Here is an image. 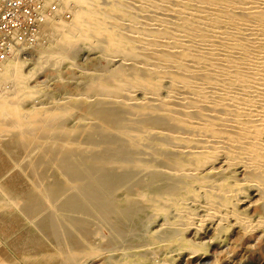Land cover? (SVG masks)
I'll use <instances>...</instances> for the list:
<instances>
[{
  "label": "bare ground",
  "instance_id": "obj_1",
  "mask_svg": "<svg viewBox=\"0 0 264 264\" xmlns=\"http://www.w3.org/2000/svg\"><path fill=\"white\" fill-rule=\"evenodd\" d=\"M58 1L61 2L58 12L66 8L71 11L72 17L66 20L56 15L44 21L39 38L45 37L46 43L40 46L41 49H36L41 60L37 66L48 61L54 76L59 80H67L77 66L75 54L67 53L73 44L78 45L75 49H97L101 54L117 56L120 62H124V59L141 54L135 53L136 43L143 50V71L137 73L132 69L124 77L121 75V79L126 81L121 97L126 100L131 92L139 88L146 99L138 103L140 109H130L132 113L144 111L142 113L146 114L150 105H147V101H156L161 81L167 78L169 89L165 88L166 98L158 103L161 105L158 106L161 108L160 114L172 119L174 124H178L176 127L180 126V130H185L183 133L175 132L172 137L175 143L163 148L166 151L173 147L179 149V157L171 160L173 171L170 173L189 171V185L183 184L175 194H158L157 198L153 197L154 194L137 193L134 196L133 193L132 196L127 192H119L110 198L116 204L128 203L135 213L140 207L150 210L154 215L171 209L178 215H184L186 224L193 217L194 210L201 208L207 217L224 227L235 224L245 232L250 228L264 230V0H107L111 1L108 4L103 2L105 0ZM135 2L139 3L137 6L140 9L146 10L143 21L136 18L138 15L133 8ZM122 23L129 32L121 31ZM16 57L6 59L0 67V82H12L11 92L0 95V138L9 136L20 146L22 143L26 146L48 145L53 151L65 147L67 142L54 141L58 132L67 139L74 130L72 124H65L64 121L81 115L85 105L104 97L107 99L105 95L111 96L113 87L120 84L112 83L110 78L115 76L112 73V76L105 74L95 80L90 74L87 76L82 72V79H89L88 83L84 81L88 92L67 95L61 103L53 104L47 100L49 106H37L29 99L38 91L26 83L33 72L24 73V62ZM128 65L133 66L130 63ZM57 79L54 80L59 81ZM174 105L188 109L193 107L196 109V118L175 117L172 115ZM176 111L181 113V110ZM156 114L159 115V112ZM173 126L171 129L175 128ZM148 127H145L148 133L155 131V127ZM119 133L127 139L128 145L143 134L136 135L133 132L134 135L131 130H119ZM153 144L158 148L161 145L156 142ZM81 146L73 145V148L77 151ZM4 150L5 147L0 145V151ZM218 158L223 159L222 175L213 186L205 174L214 167L212 165ZM16 164L14 161H0V233L5 239L10 238L7 243L26 264L150 262L144 254L135 253L132 258H128L126 256L133 254L123 256L120 253L105 263L99 248L81 237L62 240L51 235L53 233L49 232L48 227L57 217L52 213L45 214L50 210L48 198L60 193L62 184L67 183L66 176L58 172L55 161L49 162L50 171L56 177L52 183L47 182L46 173L38 175L36 179L33 173L31 176L21 172ZM11 169L16 172L7 174ZM238 169L241 172H237ZM243 183L254 186L256 197L237 191ZM68 185L71 188L74 183ZM187 201L188 206L184 207ZM241 203L250 208L248 212L238 208ZM71 204L69 201L64 209L75 208ZM210 233L208 240L211 242L221 237L218 231L212 230ZM148 242L150 250H154L157 255L167 246L166 241L151 236ZM181 247L189 254L205 255V250L186 242H182ZM0 264L7 262L0 260Z\"/></svg>",
  "mask_w": 264,
  "mask_h": 264
},
{
  "label": "rangeland",
  "instance_id": "obj_2",
  "mask_svg": "<svg viewBox=\"0 0 264 264\" xmlns=\"http://www.w3.org/2000/svg\"><path fill=\"white\" fill-rule=\"evenodd\" d=\"M57 2H59V5L61 4L60 1L57 0ZM103 2L108 4L111 1L107 2V0H105ZM137 2L133 3L134 5L132 4L135 10L133 11L138 15L136 18L139 21H143L145 19L143 17L146 15V10L145 8L140 9L137 6V4H139ZM65 9L66 8L62 11ZM65 11L68 12V16L65 17L62 14L60 16L66 20L71 19V11ZM60 16L58 15V18ZM170 19H172L171 16ZM124 25V23L121 24V26H123L121 31L124 33H127V31L129 32L128 28ZM91 38H93V36H91ZM45 43V37H40L36 43L30 47L24 48L19 56L16 57L19 61L24 62L22 65L24 73H34H32V76L28 78L26 83L35 88L38 92L30 97L29 102L35 103L37 106L43 105L45 107L47 105L49 106L50 104H48V102L51 101L53 104L58 102L61 103L64 99L63 97L67 95L88 92V86H86V84L89 79H82V72H84V74L86 73L87 76L90 74L89 76L95 80L105 74H109L108 76L115 75L110 78L112 83H120L113 87L114 93H111V96L110 94L105 95L107 99L104 97L102 100L90 103L91 105H85L81 115L78 114L76 117L72 116L64 121L65 124H72L75 128L68 134L67 139L61 132H58L54 136V141L57 142L62 140L68 143L65 147L57 151H53L48 145L38 146L31 144L32 148H30L31 146H29V144L26 146L27 144L23 143L22 145L24 147L21 145L22 149L17 142H14L13 139H9V136L4 137V139L0 138V145L6 149L3 152L0 151V161H14L17 163V166L15 165L16 168L20 169L24 174L32 176L33 173V177L36 176V179L38 175L46 173L48 176H45L46 180L48 179L47 182L49 181L50 183L53 181L55 182L56 177L55 174L50 171L51 163L49 164V162L55 161V164L58 165V172L64 175V177L66 176L67 183L65 182V185L62 184L61 191H59L62 193H58L53 197L50 194L51 196H49V198L47 197L48 202L50 201L51 211L47 209L48 211H46L45 214L52 213L57 217V220L51 221L48 227L49 232L53 233L51 235L58 236L57 238H61L62 240L81 237L84 241L94 244L99 248L101 253H103V261L105 263H108L109 260L114 259L120 253V255L123 256L132 253V256H126L128 258H132L135 253H140L149 257L150 262L148 264H264L263 229L250 228L245 232L241 226L235 224L224 227L221 223L207 217L201 208L194 210L193 217L189 220L190 222L186 224V217L182 214L178 215L176 211L171 209H165L157 215H154L150 210H146L139 206L140 208L138 207L139 209L135 213L128 203H115L113 198L119 194V192L131 193L132 196L134 194V196H136L137 193H149L154 194L155 196L153 195V197L157 198L158 194H175L176 191L180 190L177 188H181L183 184L185 185L188 183L187 185H189L191 181V173L189 171H184L185 173L182 172V174L170 173L173 171V167H170L172 164L171 160L174 157H179V149L173 147L166 151L165 148H163L164 146L173 145V143H175L172 138L176 134L175 132H185L184 129L181 128L180 130L178 128L180 126L176 127L178 124H174L172 119H167L160 114L159 109L161 108L158 106L161 105L158 103L166 98V89H169L168 79L164 78V80L161 81V88H159L156 95V101L155 99L153 101L152 99H150L151 101H147V105L150 104L148 106V114L142 113L144 111H138L136 112L137 114L131 112L132 109L130 108H139L138 103L146 99L139 88L131 92L126 100L123 99L125 97H121L123 96V88L126 84V81L121 78L129 74L132 69L137 73L143 71V65L141 63L143 62L142 48L134 43L135 53L141 54H138L137 57L132 56L128 58L129 60L124 59V62L123 60L120 62L117 56L108 57L93 48L88 49L86 47H81V49H75L78 45L75 44V46L73 44L67 53L70 55L75 54V60L79 67L77 68L76 66L75 70H73L71 78L67 80L62 78L59 80L54 76V72L50 68L51 66L48 61L42 63L40 67L37 66V63L41 61L39 59L38 50L41 49L40 46ZM134 58H137L138 61ZM128 63L133 66L128 65ZM11 90V81L4 80L0 82V95L9 94ZM122 101L126 105H124ZM151 105H153L152 107L154 108H151ZM174 106V110H181V113L176 110L175 112L174 110L172 111V115L175 117L194 119L197 116L196 111L194 113L196 109L193 107H190L192 110L191 114L189 112L191 110L190 108L188 109V107H181V105ZM149 107L151 108V113ZM153 109H155V111H153ZM157 112H159V115L156 114ZM161 117H164V119ZM147 126H152V128L155 127V131L148 133L145 131L147 129L145 127ZM172 126L175 128L171 129ZM142 127L143 130H140ZM119 130L122 132L131 130L132 133H137L136 135L142 133L144 135L142 134L141 138H138V140L137 138L133 139V142L128 145V141L124 139L122 133L118 134ZM171 130L174 133L171 132ZM143 136L147 139H143ZM135 142L137 145H135ZM153 142L161 144V147H155ZM73 145L74 147L75 145H82V149L78 148L79 151H76ZM25 147L28 149L25 150ZM22 150L26 152L23 153ZM134 163L136 165H134ZM28 165L30 167H28ZM212 167L213 168L205 175L213 182L214 186V184L218 183L222 175L223 159L218 158L217 161L213 163ZM15 172V170L13 171L11 169L7 174H13ZM29 172H31V174ZM237 172H241V170L238 169ZM247 175L250 174L248 173ZM67 176L70 178H67ZM71 182L74 183V185L70 188L68 184H72ZM139 190L141 191L139 192ZM117 191L118 193H116ZM237 191L242 194H249L251 197H256L255 194L257 193V190L254 189L251 183H243L239 186ZM69 201L73 203L71 206L75 208L65 210L64 205L68 204ZM82 202L83 204L81 205ZM187 203L188 201L183 204L184 207L188 206ZM238 208H240L242 212H248L250 209L247 205L242 203L238 204ZM212 230L218 231L221 235V237L214 242L209 241L210 239L208 238ZM149 236L156 240L166 241L167 246L163 248L160 254L157 255L154 250H150L148 242ZM9 241L10 238L5 239L0 233V260H4L7 264H26L14 251L12 246L7 243ZM182 242L194 245L198 249L205 250V255L195 256L187 253L188 251L181 247ZM81 264L90 263L85 262Z\"/></svg>",
  "mask_w": 264,
  "mask_h": 264
},
{
  "label": "built area",
  "instance_id": "obj_3",
  "mask_svg": "<svg viewBox=\"0 0 264 264\" xmlns=\"http://www.w3.org/2000/svg\"><path fill=\"white\" fill-rule=\"evenodd\" d=\"M56 0H0V67L39 40L44 21L58 12Z\"/></svg>",
  "mask_w": 264,
  "mask_h": 264
}]
</instances>
